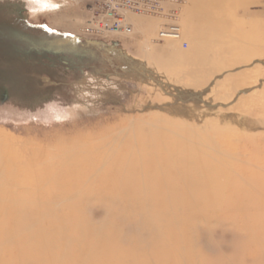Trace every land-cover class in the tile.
<instances>
[{"label": "rangeland", "instance_id": "obj_1", "mask_svg": "<svg viewBox=\"0 0 264 264\" xmlns=\"http://www.w3.org/2000/svg\"><path fill=\"white\" fill-rule=\"evenodd\" d=\"M49 1L59 8L33 14L30 0H0V212L44 211L55 216L41 222L44 228L63 227L73 235L76 221L87 220L105 224L117 238L120 223L111 221L108 208L99 205L109 204L101 183L107 176L120 178L118 170L129 163L124 159L127 150L151 145L146 130L182 140L181 125L193 134L192 144L202 140L193 157L196 172L207 162L222 186L239 178L237 192L264 184V126L245 130L215 115L264 120V0H216L218 16L228 23L221 28L219 20L209 28L222 35L216 46L223 56L221 74L212 78L213 86L192 90V95L185 90L188 82H180L178 67H169L174 52L184 54L192 46L185 34V50L181 42L157 41L160 17L138 15L159 24L149 43L134 27L129 38L87 40L81 28L90 0ZM179 1L176 8L183 20L190 2ZM241 4L252 5L244 13ZM196 26L203 28L202 23ZM232 45L242 54L232 55ZM241 45L248 46L244 52ZM146 52L153 58L148 60ZM187 99L210 106L213 113L189 117L176 112ZM210 123L220 129L214 131ZM243 206L247 209L248 203ZM228 210H206L212 216L210 228L196 225L200 241L193 253H204L212 264L227 256L233 241ZM68 211L75 217L66 216ZM248 213L235 211L232 224L246 239L256 240L255 231L264 235V221L257 228ZM201 229L209 230V238ZM245 261L251 264L252 258Z\"/></svg>", "mask_w": 264, "mask_h": 264}, {"label": "bare ground", "instance_id": "obj_2", "mask_svg": "<svg viewBox=\"0 0 264 264\" xmlns=\"http://www.w3.org/2000/svg\"><path fill=\"white\" fill-rule=\"evenodd\" d=\"M30 2L34 4L29 8L33 14L59 8L49 0H30ZM189 2L190 6L184 11L183 20L179 11V20L181 18L182 34H185L190 42L191 51L184 54L174 52L170 56L172 63L169 67H178L180 82H188L185 90L189 89L192 95V90L213 86L212 78L221 74L223 56L217 52L216 46L219 36L222 35L216 32L213 34L209 28L219 20L223 24L221 28H225L228 23L225 24L224 18L218 16L220 3L216 4V0H189ZM252 4H241L238 8L245 13L247 7ZM129 20L132 27L139 29L147 43L159 27L157 22L138 15H130ZM197 23H202L203 28L198 29ZM168 40H170L167 41L169 44H172L171 41H182V39ZM232 47L228 48L232 55L240 52V48ZM243 47L242 52L248 46L243 45ZM146 49L148 51V48ZM151 55L145 53L148 60L153 58ZM238 75L243 74L238 73ZM192 97L191 100L194 99V96ZM196 98L199 97H195V100ZM183 100H186L185 97ZM183 102L174 110L189 117L191 114L207 115L211 111L210 106L207 105L203 107L189 100ZM215 115L218 117L220 115L219 120L221 118L222 122L234 124L245 130L264 126V120L260 118L255 121L238 114L231 116L233 114L230 113V116H223L221 112ZM180 123L183 124L181 121ZM145 125L143 124V127ZM211 126L214 131L220 129L219 124L218 129L213 124ZM185 127V125L179 127L182 130L180 135L182 140L174 138L175 134L173 136L165 134V137L156 131L146 130L150 134L146 139L150 140L151 145L148 147L143 145L141 146L143 149L139 151L132 148L127 150L124 159L128 158L129 163L123 166L124 170L122 167L118 170L120 178L107 176L101 183L109 204L99 205L108 208L111 221L120 223L121 226L119 230L117 229L119 237H111L105 224H94L87 220L76 221L78 223L72 230L73 235L63 227L44 228L41 222L55 217L44 211L34 210L35 215L18 211L6 214L1 211L0 218L3 220H0V264H212L204 253L194 254L192 247L196 246V241L197 243L200 241L197 240L195 233L196 225L205 224L207 228L211 226L212 216L208 215V212L205 214V211L220 206L225 210L230 208L228 218L231 222L228 228L232 229L234 237L230 243L229 253L218 264H246V256L252 258L251 264H264V235H259L255 231L256 240H248L242 235L241 230L237 229L239 227L236 225L235 228L232 224L235 220L233 215L235 211H249L248 214L252 215L250 218L255 222L256 227H261L259 224L264 221V194L258 195L261 191L264 193V184L257 183L255 188L250 187L248 190L237 192L241 184L239 178L236 179L238 186L236 181L225 182L226 186H222L213 179L215 177L212 176L207 162L203 164L204 169H198L196 175L197 165L193 157L200 149L198 145L202 142V138L201 141H195L194 143L197 142L195 145L192 144L190 140L192 133ZM210 127L204 129L212 131ZM243 137H247L248 141L253 140H249L253 138L251 136ZM204 138L208 140L209 136ZM223 145L226 146L225 143ZM244 203H248L247 209L244 208ZM65 215L74 216L72 211L66 212ZM4 216L7 221H4ZM261 228L263 230L264 226ZM202 231L206 236L209 235V230ZM149 234L151 236H148Z\"/></svg>", "mask_w": 264, "mask_h": 264}, {"label": "built area", "instance_id": "obj_3", "mask_svg": "<svg viewBox=\"0 0 264 264\" xmlns=\"http://www.w3.org/2000/svg\"><path fill=\"white\" fill-rule=\"evenodd\" d=\"M179 0H90L81 35L87 40H105L110 37L129 38L133 35L130 15L160 17L163 20L157 41H181ZM165 20V21H164ZM185 50L187 42L181 41Z\"/></svg>", "mask_w": 264, "mask_h": 264}]
</instances>
